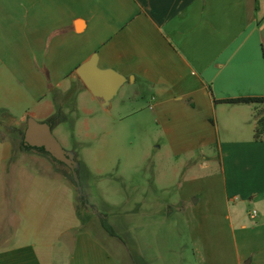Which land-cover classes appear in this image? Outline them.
Here are the masks:
<instances>
[{"label":"crops","instance_id":"0c3cea01","mask_svg":"<svg viewBox=\"0 0 264 264\" xmlns=\"http://www.w3.org/2000/svg\"><path fill=\"white\" fill-rule=\"evenodd\" d=\"M95 53L149 96L183 167L203 172L181 185L182 264H264L260 106L223 102L264 97V0H0V264H164L152 230L167 202L135 199L126 243L110 212L116 234L103 226L83 160L86 200L54 157L22 146L29 117L58 112L56 94L80 87L103 104L77 74Z\"/></svg>","mask_w":264,"mask_h":264},{"label":"rangeland","instance_id":"374dc122","mask_svg":"<svg viewBox=\"0 0 264 264\" xmlns=\"http://www.w3.org/2000/svg\"><path fill=\"white\" fill-rule=\"evenodd\" d=\"M135 89L127 82L108 108L92 102L91 94L86 92L84 95L80 87H74L65 96L56 94V104L61 105L54 116L59 121L53 133L66 150L76 151L78 160H83L85 169L93 174V188L101 196V205L97 204L95 210L103 214L110 212L111 222L126 243L129 242L128 209L135 199H159L168 203V211L161 213L163 219L167 217L163 229L154 227L152 230L153 237L160 236L154 248L159 246L164 264H182L181 254L191 258L193 255L192 248L189 251L186 248L187 240L179 233L180 228L186 232V222L182 223L186 216L179 210L184 200V188L188 186L185 180L203 172L183 167L182 160L173 153L163 120L149 107V96L139 98ZM2 134L16 136V132L4 129ZM53 161L55 165L51 168L58 175L66 173L74 179L68 165L56 159ZM29 162L24 161V165L31 167ZM11 166L13 163L10 162L6 168L11 170ZM218 169L217 163L207 171L217 173ZM96 175L106 179L99 180ZM183 183L185 186L181 189ZM76 191L80 193L78 188ZM197 198V195L192 196V200ZM137 220L141 222L142 218L138 216ZM222 232L225 233V227ZM153 252L155 257L159 254L157 249Z\"/></svg>","mask_w":264,"mask_h":264},{"label":"water","instance_id":"95a60500","mask_svg":"<svg viewBox=\"0 0 264 264\" xmlns=\"http://www.w3.org/2000/svg\"><path fill=\"white\" fill-rule=\"evenodd\" d=\"M77 74L91 93L95 97L102 99L105 108L110 106L121 88L130 80L116 69L101 68L97 53L78 67ZM54 119L56 118L40 122L34 117H29L24 144L28 147L44 149L56 160L68 165L73 171L74 180L78 185L80 195L85 197L80 178L82 165L77 159L76 151L66 150L54 135Z\"/></svg>","mask_w":264,"mask_h":264},{"label":"trees","instance_id":"16d2710c","mask_svg":"<svg viewBox=\"0 0 264 264\" xmlns=\"http://www.w3.org/2000/svg\"><path fill=\"white\" fill-rule=\"evenodd\" d=\"M100 100H102V99H100ZM223 102H226V103H246V104H253L256 106H260V109L258 112L259 113L258 123H257L256 130H255V139L256 140L264 139V97L231 98V99H225V100H223ZM24 137H25V133H24L23 139H22L23 148L29 149V150H38V151L44 152L46 154H49L44 149H36V148L26 146L24 144ZM82 199L86 200L85 197H82ZM99 216L101 218L102 224L105 227V229L108 232H110L111 234L115 235L116 232L114 231V229L112 228V226L108 222V216L106 214H103V213H99Z\"/></svg>","mask_w":264,"mask_h":264},{"label":"flooded vegetation","instance_id":"af4514ba","mask_svg":"<svg viewBox=\"0 0 264 264\" xmlns=\"http://www.w3.org/2000/svg\"><path fill=\"white\" fill-rule=\"evenodd\" d=\"M61 113V112H60ZM55 118V117H54ZM58 119L56 118V119H54V127L56 126V124L58 123ZM86 198V197H85Z\"/></svg>","mask_w":264,"mask_h":264},{"label":"built area","instance_id":"2783aa9c","mask_svg":"<svg viewBox=\"0 0 264 264\" xmlns=\"http://www.w3.org/2000/svg\"><path fill=\"white\" fill-rule=\"evenodd\" d=\"M257 215V211H254L252 216L255 217Z\"/></svg>","mask_w":264,"mask_h":264}]
</instances>
